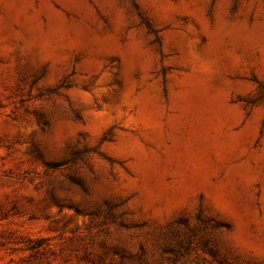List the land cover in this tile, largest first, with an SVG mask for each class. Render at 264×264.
<instances>
[{
    "label": "rangeland",
    "instance_id": "1",
    "mask_svg": "<svg viewBox=\"0 0 264 264\" xmlns=\"http://www.w3.org/2000/svg\"><path fill=\"white\" fill-rule=\"evenodd\" d=\"M0 264H264V0H0Z\"/></svg>",
    "mask_w": 264,
    "mask_h": 264
}]
</instances>
